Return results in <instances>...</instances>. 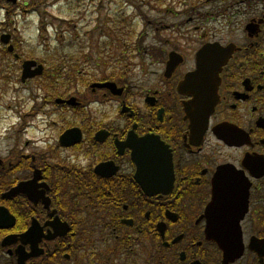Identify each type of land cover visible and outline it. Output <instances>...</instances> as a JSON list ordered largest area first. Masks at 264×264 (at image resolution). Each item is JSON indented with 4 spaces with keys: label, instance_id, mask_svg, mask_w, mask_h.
I'll use <instances>...</instances> for the list:
<instances>
[{
    "label": "flooded vegetation",
    "instance_id": "1",
    "mask_svg": "<svg viewBox=\"0 0 264 264\" xmlns=\"http://www.w3.org/2000/svg\"><path fill=\"white\" fill-rule=\"evenodd\" d=\"M103 2L115 12L108 47L122 58L93 79L76 57L17 52L15 35L27 28L19 24L36 16L46 31L59 0H0V78L26 92L0 130V207L14 224L1 230L0 255L18 264L17 250L34 244L21 235L34 226L44 252L26 264L46 255L76 264H264V0L66 5L82 22ZM202 50L206 73L220 79L204 122L186 118L194 96L178 90ZM26 62L36 64L24 79ZM137 175L156 183L153 194ZM66 224V235L48 238Z\"/></svg>",
    "mask_w": 264,
    "mask_h": 264
},
{
    "label": "rangeland",
    "instance_id": "2",
    "mask_svg": "<svg viewBox=\"0 0 264 264\" xmlns=\"http://www.w3.org/2000/svg\"><path fill=\"white\" fill-rule=\"evenodd\" d=\"M67 1L73 0H59L55 6L52 5L47 10V17H44L46 22V31L37 24V17L33 16L25 23L19 24L21 27L27 26L22 29L20 33L15 35V42L18 46L17 52L22 54L23 57L35 58H73L76 57L80 62L82 70H86L92 74L93 79H101L103 75L109 74L108 69L114 70L117 65L115 61L119 56V50L108 47V27L115 28L112 25L115 18V12L111 14V10L106 2H103L96 11L91 9L87 12L86 17L81 22L73 12H69L67 8ZM131 10V9H130ZM135 11V10H134ZM130 30H138L134 37L139 39L141 24L138 22L137 15L130 11ZM151 17V15H150ZM66 18L64 23L60 21ZM23 19V18H22ZM77 19V21H76ZM73 20V22L71 21ZM118 24L120 22L117 20ZM117 29V28H116ZM39 30L42 32H39ZM115 35L114 37H116ZM109 40H108V39ZM42 43V44H41ZM84 46V47H80ZM1 57V55H0ZM136 67V66H134ZM90 77L83 78L80 81V88L84 89L91 81ZM20 81L13 83L9 88L6 82L0 78V112L5 119L0 125V130L10 124L11 111L7 109L8 106H17L19 101L26 97L25 89L20 86ZM19 90L20 93H16ZM22 96V98H19ZM27 104L22 101L21 105ZM107 106H110L107 104ZM28 138H32L30 133ZM3 142L2 144H4ZM41 146V145H40ZM2 148L4 146L2 145ZM2 257V256H0ZM3 258V257H2ZM0 264H5L0 260ZM62 264H76L72 261H63Z\"/></svg>",
    "mask_w": 264,
    "mask_h": 264
},
{
    "label": "water",
    "instance_id": "3",
    "mask_svg": "<svg viewBox=\"0 0 264 264\" xmlns=\"http://www.w3.org/2000/svg\"><path fill=\"white\" fill-rule=\"evenodd\" d=\"M35 62H26L24 65V73L23 78H27L31 75L30 68L34 65ZM169 68L172 67L171 63H169ZM206 69H208V65L204 58L203 50L198 55V68L196 71L190 73L187 78L179 85V92L181 93H189L194 96V99L190 102L185 103V112L186 118H189L191 121H194L195 117L200 118L201 122H204L210 113L214 110L217 102H218V85L220 79L218 74L212 73L213 76L210 77L209 73H206ZM37 73L41 72V68L36 71ZM206 73V74H205ZM204 74L207 77H204ZM113 85L115 88L116 85L114 83H103V84H94V86H110ZM189 89V90H188ZM136 160L138 161V157L134 153ZM139 162V161H138ZM155 178V176H154ZM157 178V177H156ZM164 177H161V179ZM137 179L141 182L147 194H153V191L150 190V187L156 185V183L151 182L149 185L147 181L142 177L137 175ZM164 180V179H163ZM160 183V182H158ZM13 222L10 218L9 211L6 208L0 207V226L2 228H11L13 226ZM69 226L66 224L65 230L56 231L54 234L48 236V238H55L56 236L65 235L68 232ZM21 241L23 243H34L32 247V251L26 253L25 250L20 251L17 250L18 255V263L26 264V260L30 257H36L44 252L43 249H40L38 244L41 241V236H38L37 231L34 229V226L23 233L21 235ZM218 239V238H217ZM215 239V240H217ZM221 240V239H219ZM217 240L222 247H225V244L228 242L221 240ZM13 241V237H7L3 240L2 245L6 246L7 244Z\"/></svg>",
    "mask_w": 264,
    "mask_h": 264
},
{
    "label": "trees",
    "instance_id": "4",
    "mask_svg": "<svg viewBox=\"0 0 264 264\" xmlns=\"http://www.w3.org/2000/svg\"><path fill=\"white\" fill-rule=\"evenodd\" d=\"M1 231L0 230V239L2 237V234H1ZM1 249V247H0ZM36 264H62L60 261H59V258L58 257H52L51 255H46V256H43L42 258L36 260Z\"/></svg>",
    "mask_w": 264,
    "mask_h": 264
}]
</instances>
